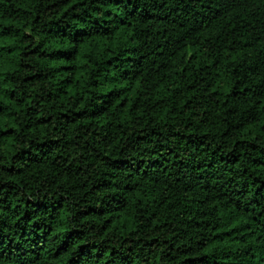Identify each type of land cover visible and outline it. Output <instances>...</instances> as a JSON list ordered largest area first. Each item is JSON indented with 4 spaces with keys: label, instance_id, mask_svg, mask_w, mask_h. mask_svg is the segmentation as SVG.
Instances as JSON below:
<instances>
[{
    "label": "trees",
    "instance_id": "1",
    "mask_svg": "<svg viewBox=\"0 0 264 264\" xmlns=\"http://www.w3.org/2000/svg\"><path fill=\"white\" fill-rule=\"evenodd\" d=\"M0 264H264V0H0Z\"/></svg>",
    "mask_w": 264,
    "mask_h": 264
}]
</instances>
